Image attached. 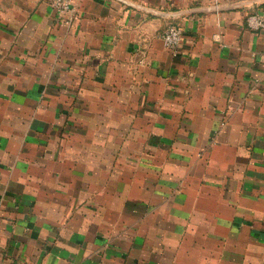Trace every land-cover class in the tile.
Wrapping results in <instances>:
<instances>
[{
  "label": "crops",
  "instance_id": "crops-1",
  "mask_svg": "<svg viewBox=\"0 0 264 264\" xmlns=\"http://www.w3.org/2000/svg\"><path fill=\"white\" fill-rule=\"evenodd\" d=\"M74 4L0 0V264H264V0Z\"/></svg>",
  "mask_w": 264,
  "mask_h": 264
},
{
  "label": "built area",
  "instance_id": "built-area-1",
  "mask_svg": "<svg viewBox=\"0 0 264 264\" xmlns=\"http://www.w3.org/2000/svg\"><path fill=\"white\" fill-rule=\"evenodd\" d=\"M50 3L62 12H71L75 6V0H50ZM245 22L253 30H264V15L260 12L248 13ZM183 34V30L179 26H168L162 33L165 46L172 52L177 53L182 45Z\"/></svg>",
  "mask_w": 264,
  "mask_h": 264
}]
</instances>
